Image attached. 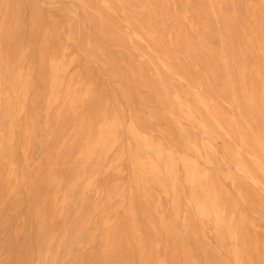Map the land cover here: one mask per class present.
I'll use <instances>...</instances> for the list:
<instances>
[{"label":"bare ground","instance_id":"1","mask_svg":"<svg viewBox=\"0 0 264 264\" xmlns=\"http://www.w3.org/2000/svg\"><path fill=\"white\" fill-rule=\"evenodd\" d=\"M98 3L104 39H88L85 49L114 78L108 94L92 72L70 74L74 50L52 40L55 34L41 40L33 60L17 42L16 21L0 24V106L17 103L24 113L27 92L40 80L47 111L65 108L57 122L78 118L72 140L44 168L47 185L28 183L31 195L45 193L35 216V264L91 242L93 228L102 230L105 264H197L193 244L205 264H264V224L237 205L264 216V0ZM129 87L147 94L132 100ZM11 120L7 135L0 132V164L8 171L3 184L15 192L19 118ZM34 134L33 127L24 131L23 157ZM72 154L70 169L55 168ZM89 256L97 264L99 256Z\"/></svg>","mask_w":264,"mask_h":264},{"label":"rangeland","instance_id":"2","mask_svg":"<svg viewBox=\"0 0 264 264\" xmlns=\"http://www.w3.org/2000/svg\"><path fill=\"white\" fill-rule=\"evenodd\" d=\"M98 9H100L98 0H0V24H11L14 20L16 21L17 42L19 46L27 48L28 55L34 57L33 60H36L41 40L44 37H46L45 40H51L55 34L52 40H57L62 45L68 44L74 50L75 57L69 68L70 74L83 75L86 71L92 72L95 76H99L98 87L108 94L116 85L112 82L114 78L104 75L99 64L86 54L85 49L88 39L95 41L104 39L98 32L100 23ZM118 21V18H113V22ZM34 22L44 27L37 28L33 25ZM69 36L73 37L70 42L68 41ZM109 48L118 49L115 46ZM43 49L51 51L53 47L43 44ZM33 70L36 72V65L33 66ZM46 87V83L34 80V85L27 92L28 103H25L22 114L18 112L17 103H3L0 106V132L4 135H7L10 119L13 118L11 120L13 122L19 118L18 129L15 130L16 141L13 154L18 177L15 182L13 181L18 186L15 192L9 191L3 184L5 179H8V171L4 164H0L2 173V178H0V264H35L39 259L38 226L35 216L37 215L36 209L45 193L42 190L39 192L41 194L31 195L28 183L30 180H40L47 185L44 168L54 161L55 149L61 148L62 144H68L69 140H72L74 126L78 125V118H72L69 114L65 121L57 122V113L62 109L65 110L60 104L48 108L47 111L46 103H44ZM129 90H131L132 100H136L137 96L147 94L145 88L129 87ZM131 104L144 116L147 114V109L138 103ZM76 114H81V108L76 110ZM31 123L34 125L32 126ZM160 124L163 129L170 127L166 120H161ZM32 127L35 137L31 141L27 155L23 157L21 149L27 143L24 131ZM73 162L76 161L72 154L69 158L57 162L55 168L66 171L71 168ZM69 179L68 176L66 182ZM227 188L229 192H234L231 185H227ZM162 204L165 214L169 215L168 202L162 199ZM237 205L249 219L257 223L258 227L264 224V216L253 212L249 204L238 201ZM121 213L122 211L119 210V214ZM56 223L55 233H58L62 228V219L58 218ZM69 226L70 230L74 231L76 223ZM92 230L96 231H94L91 242L77 245L72 249L68 248V252H65L66 249H61L51 264H88L91 252L99 256L97 264H105L102 256V230L98 228ZM209 240L213 243L212 239ZM179 242L181 243V238ZM200 250L201 247L197 248L195 244L190 249L197 264H205L203 253ZM225 255L226 251L223 256ZM179 264H182V260Z\"/></svg>","mask_w":264,"mask_h":264}]
</instances>
